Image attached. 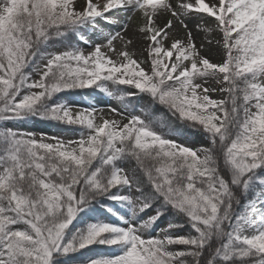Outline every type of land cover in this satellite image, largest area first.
Wrapping results in <instances>:
<instances>
[{
	"label": "snow or ice",
	"instance_id": "1",
	"mask_svg": "<svg viewBox=\"0 0 264 264\" xmlns=\"http://www.w3.org/2000/svg\"><path fill=\"white\" fill-rule=\"evenodd\" d=\"M120 12L143 21L137 31L151 42L148 70L122 31L88 52L48 50L51 40L95 31ZM193 15L204 20L198 27L208 45L225 49L222 63L202 54L190 30L171 36L175 23L187 29ZM212 80L226 85V99L211 98ZM93 88L127 115L98 123L96 109L74 114L58 98ZM137 97L164 106L210 147L168 138L163 119L147 107L136 114ZM33 118L82 132L50 143L0 130V264H264V0H86L82 9L76 0H0V123ZM171 215L185 223L144 237ZM185 224L191 233H173ZM94 246L117 252L85 260Z\"/></svg>",
	"mask_w": 264,
	"mask_h": 264
},
{
	"label": "rangeland",
	"instance_id": "2",
	"mask_svg": "<svg viewBox=\"0 0 264 264\" xmlns=\"http://www.w3.org/2000/svg\"><path fill=\"white\" fill-rule=\"evenodd\" d=\"M94 2H100L102 3L103 0H94ZM210 3H216L217 0H208ZM86 0H76V7L77 9H82L85 6ZM110 16V20L108 22H105L101 20L97 26L95 31L90 28V32L83 37L81 44L78 46L85 52L91 51L92 47L95 46L97 43H106L104 40V37L109 33H115L116 31H122V33L126 37H131L133 39V44L129 46V51L135 53V59L138 61H143L142 67L145 68V70H148L150 68L151 60L148 56V53L146 51L148 45L151 43L150 41H147L143 39L142 35L138 33L137 31V25L142 23V19L139 17V14L134 13H124L120 12L118 14H108ZM166 18H162L160 23L163 24L164 20ZM185 23H187L188 28L185 29L181 24L178 22L175 23V26L173 29L170 30L172 37H179L184 38L187 31H191L194 41L197 44V46L201 47V52L203 55H205L207 58L210 59V61L214 63H222L224 59L226 58L225 55V49L222 47V45H218L215 43V40H213V43L211 45H208V35L200 30L198 26L202 25L204 23V20L199 18L196 15H193L191 17L186 18ZM127 27V31L123 32V28ZM217 38H219V33H217ZM87 42V43H86ZM171 43V39L164 41L165 46H169ZM115 47L119 50L122 47V42L119 40L114 42ZM68 47L64 46L63 44L56 43L50 51L53 52H61L66 50ZM107 51V49H105ZM108 55L112 56L113 59H116V56L109 52ZM33 79H38V75L34 73L32 75ZM210 88L216 89V91L211 92L210 96L212 99L215 100H223L227 98V93L220 91L221 87H226V85L217 83L216 81L212 80L209 81L208 85H206ZM109 87H112L109 85ZM125 87V86H122ZM103 93V92H102ZM105 94V93H103ZM106 95V94H105ZM149 104L147 98H144L141 100L142 106L145 104ZM75 114L76 112H79L83 110L84 108H94L96 109V117L97 122H101L102 118L107 119H116V120H122L124 116L127 115V112L125 111L122 104L113 97H110L108 95L103 96L101 98L93 99L90 103L84 102V101H70L67 102ZM112 109H115L116 111L113 112ZM255 111V109H253ZM117 113H120V115H117ZM65 124V123H64ZM76 128H74L76 132H65L58 129V127L53 128L50 126H43L38 124H20L18 127V131H20L23 134H34L37 139H40L41 137L45 138V142L55 143V140L49 139L51 137L58 138L62 141L68 142V141H75L80 138L81 132L79 130L81 129L78 125H73ZM175 138H170L175 140L177 143L188 146L193 149H200L201 147L207 148L209 147V143L204 138H194L190 139L189 137H180V136H174ZM122 211H124L123 205L119 203ZM166 225H159V227L156 230H159V232L152 233V230L154 229H148L145 230L143 235L145 238L149 237H160L159 233L161 235H164V232L161 231ZM177 250L176 248H174Z\"/></svg>",
	"mask_w": 264,
	"mask_h": 264
},
{
	"label": "trees",
	"instance_id": "3",
	"mask_svg": "<svg viewBox=\"0 0 264 264\" xmlns=\"http://www.w3.org/2000/svg\"><path fill=\"white\" fill-rule=\"evenodd\" d=\"M90 31H91L90 28H86L80 32L69 34L68 36L64 38H55L49 42L48 50L50 51L51 48L54 45H56V43L63 44L64 46H67V47H69V45L79 46L82 42L83 37L86 36ZM34 73L35 72H33L32 75H34ZM103 96H106V95L103 94L98 89L93 88V89H76V90L67 91V92L59 94L58 98L63 103H67L70 101H84V102L90 103L93 99L101 98ZM137 104H138V107L136 109V114H140V108L147 107L149 111L153 112L157 117L164 120V122L167 124L168 127L164 129H160V130L163 131L164 134L168 138H175L174 136L189 137L190 139H194L197 137L204 138L205 140L208 141L209 147H210V142L204 134L200 132H192L190 129L184 128L182 123L176 121L175 118L171 116V114L168 112V110L164 106L156 105V104L149 105L147 103L144 106H142L141 99L139 97L135 98L133 101L134 106H136ZM128 111H131V108H129ZM20 124H38V125H43V126H50L53 128L58 127L59 130L65 131V132H70V133L76 132V131H73L75 130L74 128H76L73 125H68V124H64V123H60V122L52 121V120H43V119H36V118L23 120V121L3 122V123H0V130H3L5 128H11L13 130L18 131L17 129L20 126ZM79 132H82V130L80 129ZM134 166H135V161L126 162V167L129 168L130 170H135ZM106 203L113 206L115 211L122 212L123 210L121 209L118 202L107 201ZM97 207L99 208V205H97ZM109 218L114 221L118 220V216L114 214H109ZM173 221H177L182 224L185 223V220L183 217L171 215V216H167L166 218H164L160 222L159 225H163V224L167 225L169 222H173ZM156 229L152 230V233L159 232V230H156ZM172 231L174 234L178 233L182 235H188L189 233H191L192 230L189 226L185 224L184 227L173 229ZM159 236L162 237L161 233H159ZM173 248H176L177 250H182L183 246H173ZM84 252H85L84 259L86 260L90 256L95 257V256L113 255L114 253L117 252V250L109 249L104 246H94L92 250H84ZM188 259H191V258H188ZM77 264H79V262H77Z\"/></svg>",
	"mask_w": 264,
	"mask_h": 264
}]
</instances>
